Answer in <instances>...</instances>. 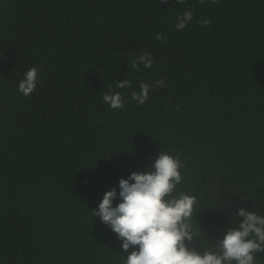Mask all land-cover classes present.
Listing matches in <instances>:
<instances>
[{
	"label": "trees",
	"instance_id": "trees-1",
	"mask_svg": "<svg viewBox=\"0 0 264 264\" xmlns=\"http://www.w3.org/2000/svg\"><path fill=\"white\" fill-rule=\"evenodd\" d=\"M141 54L151 68L131 67ZM161 152L183 165L172 195L197 201L188 247L238 228L240 208L264 216V0H0V264H124L133 248L92 210Z\"/></svg>",
	"mask_w": 264,
	"mask_h": 264
},
{
	"label": "clouds",
	"instance_id": "clouds-1",
	"mask_svg": "<svg viewBox=\"0 0 264 264\" xmlns=\"http://www.w3.org/2000/svg\"><path fill=\"white\" fill-rule=\"evenodd\" d=\"M183 4L184 0H177ZM201 3L204 0H200ZM167 4L168 0H162ZM219 3V0H212ZM192 21V12L186 11L177 17L175 28L183 30ZM208 26L210 19L200 21ZM157 40H166L161 32L156 34ZM131 67L138 70L143 64L151 68L153 58L149 54H141L130 61ZM38 84V69L32 67L24 73L17 91L24 96L32 94ZM164 81H157L155 87H164ZM120 89L129 88L128 80L117 82ZM140 91H133L131 98L144 105L152 88L141 82ZM103 101L111 109L124 107V100L119 92L103 95ZM182 162L179 157L161 152L152 163L148 172H132L127 179L119 180L120 202L113 206L117 199V190L106 191L98 210H92V216H98L102 223L108 225L122 241L124 252L129 248L124 264H256L258 253L264 252V216L245 208L238 209L237 216L243 217L238 228H229L223 239L214 241L203 252L187 246L186 241L193 240L191 217L193 207L197 203L194 196L181 194L173 196L176 185L181 183ZM165 197H168L167 199Z\"/></svg>",
	"mask_w": 264,
	"mask_h": 264
}]
</instances>
